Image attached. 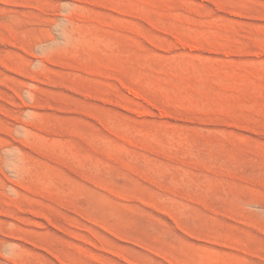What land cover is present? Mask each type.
I'll list each match as a JSON object with an SVG mask.
<instances>
[{"label":"rangeland","instance_id":"obj_1","mask_svg":"<svg viewBox=\"0 0 264 264\" xmlns=\"http://www.w3.org/2000/svg\"><path fill=\"white\" fill-rule=\"evenodd\" d=\"M0 264H264V0H0Z\"/></svg>","mask_w":264,"mask_h":264}]
</instances>
